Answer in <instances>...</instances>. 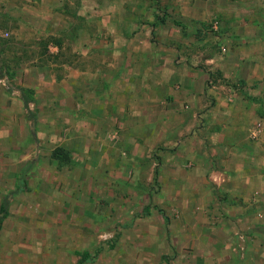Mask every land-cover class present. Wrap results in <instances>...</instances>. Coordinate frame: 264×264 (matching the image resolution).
Listing matches in <instances>:
<instances>
[{
  "label": "crops",
  "instance_id": "1",
  "mask_svg": "<svg viewBox=\"0 0 264 264\" xmlns=\"http://www.w3.org/2000/svg\"><path fill=\"white\" fill-rule=\"evenodd\" d=\"M195 1L0 0V214L3 203L7 211L0 235L11 220L36 228L35 211L48 207H36L35 197L51 191L57 170L53 192L62 197L61 180L77 179L75 172L133 180L156 165L159 200L149 213L144 205L146 225L155 220L165 229L162 210L191 220L205 206L224 212L221 243L250 228L240 240L259 244L264 0H221L214 45L205 43L199 16L213 14L212 0L202 11ZM25 194L23 207L13 208L9 201ZM44 218L37 224L45 230ZM200 226L212 227L208 220L188 224ZM166 227L173 229L162 244L169 237L178 244L185 226ZM193 235L198 245L210 243L202 230Z\"/></svg>",
  "mask_w": 264,
  "mask_h": 264
},
{
  "label": "rangeland",
  "instance_id": "2",
  "mask_svg": "<svg viewBox=\"0 0 264 264\" xmlns=\"http://www.w3.org/2000/svg\"><path fill=\"white\" fill-rule=\"evenodd\" d=\"M220 2L221 0H212L213 14L199 15L201 18H206L203 22L207 24L205 29L207 33L205 32L203 39L207 40L205 43L208 45H214V36L218 32L212 24L216 20L219 21L220 15L217 8ZM161 5L159 3L158 9L162 15ZM194 5L202 11L208 7V2L196 0ZM156 167V165H146L142 171L138 170L137 179L119 181L103 179L94 181L90 178L89 172H75L77 179L74 180L69 176L68 181L61 180L58 188L64 189L62 197L54 196L53 192V188L59 181L54 180V177L61 173L57 170L58 172L52 174L53 178L48 181L50 186L52 185L51 191L37 194L34 200L36 207H40L39 203L45 201L48 211H40L37 208L34 215L38 219L37 223L45 217L48 227L44 230L35 223L36 228L29 230L26 224L24 227L11 226L12 223L14 224L11 220L0 235L2 245L0 256L3 257L5 264H76L78 256L75 251L87 250L91 256L84 264H264L263 224H260L263 225L262 227L257 228V234H259L257 246L240 240L242 232L243 236L252 234L247 232L251 230L250 228H244L240 230L241 232L237 229L232 241L221 243L225 235L221 226L224 212L223 214L221 211L211 212L206 210L205 206L204 208L197 206L196 210L202 211L191 213L194 215L191 220L187 217L189 214L187 212L162 210L163 215L167 216L163 218L166 226L171 222L185 226L182 236L178 230V244L174 242L173 245L169 237L168 244L163 245L164 232L167 229L168 234L173 228L165 226L164 229L162 224L160 222L158 224L155 220L146 225V214L145 210L143 211L145 204L148 205V213L149 208L154 211L159 200L155 181ZM91 176L93 177V174ZM98 185L100 188L97 187ZM141 185L149 189L142 191ZM96 187L99 189V196L93 194ZM7 195L10 196L9 192ZM59 198L60 205L57 201ZM9 202L13 208L23 207L21 203L27 202V194L15 197ZM259 203L261 206L259 209H262L264 214L263 197ZM158 206L161 207V205ZM128 210L131 212L129 213ZM27 213L26 210L20 212L21 221L27 217ZM155 213L160 214L158 211ZM159 217L162 220L161 215H158ZM259 219L264 220V215ZM192 220L193 223L200 221L207 223L208 220L212 227L200 226L201 229H191L188 224ZM24 221L27 223L26 220ZM147 227L150 231L149 238L146 235ZM200 230L209 235L207 237L211 239L209 244L198 245L191 240L195 236L193 234ZM33 233L35 237L32 241ZM201 254L210 256L202 259ZM255 254H258V258H255ZM196 255L199 258H196ZM226 255L229 257L228 260H225Z\"/></svg>",
  "mask_w": 264,
  "mask_h": 264
},
{
  "label": "trees",
  "instance_id": "3",
  "mask_svg": "<svg viewBox=\"0 0 264 264\" xmlns=\"http://www.w3.org/2000/svg\"><path fill=\"white\" fill-rule=\"evenodd\" d=\"M55 151H56L58 157L62 158V160H67V161L69 160V158H67V157H66L67 159H64L65 157H63V155L59 153V151H60L59 148H57ZM67 161H65V162H67ZM6 216H7L6 205L3 203L2 212L0 214V223L2 222L3 218H5ZM75 254L78 256L76 264H84L91 256L87 250H82V251L76 250Z\"/></svg>",
  "mask_w": 264,
  "mask_h": 264
},
{
  "label": "built area",
  "instance_id": "4",
  "mask_svg": "<svg viewBox=\"0 0 264 264\" xmlns=\"http://www.w3.org/2000/svg\"><path fill=\"white\" fill-rule=\"evenodd\" d=\"M259 128H260V124H259V123H257V124L253 127V129H252V135H253V136H256V135H257V131H258Z\"/></svg>",
  "mask_w": 264,
  "mask_h": 264
}]
</instances>
